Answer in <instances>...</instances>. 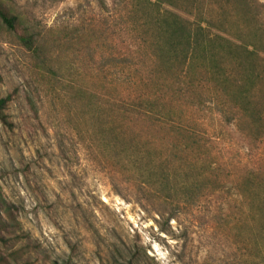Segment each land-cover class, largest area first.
I'll return each instance as SVG.
<instances>
[{
	"label": "rangeland",
	"instance_id": "374dc122",
	"mask_svg": "<svg viewBox=\"0 0 264 264\" xmlns=\"http://www.w3.org/2000/svg\"><path fill=\"white\" fill-rule=\"evenodd\" d=\"M246 1L248 14L237 0H5L41 39L35 53L0 24V95L15 97L0 186L32 264H121L133 250L139 264H264V0ZM169 13L263 46L258 118L232 103L220 115L204 68L165 65L150 22ZM147 161L199 186L155 184Z\"/></svg>",
	"mask_w": 264,
	"mask_h": 264
},
{
	"label": "trees",
	"instance_id": "16d2710c",
	"mask_svg": "<svg viewBox=\"0 0 264 264\" xmlns=\"http://www.w3.org/2000/svg\"><path fill=\"white\" fill-rule=\"evenodd\" d=\"M237 1L242 6V10L248 14L247 1ZM150 23L153 27L157 50L166 66L169 67L173 62H178L180 67L187 70L196 71L198 68H204L209 77L206 84L212 95V102L218 104L216 111L220 115L224 116L225 109L220 103L225 105L232 103L238 112H242V116H248L252 120L259 117V113L253 106L251 91L254 88V81L259 76L258 66L262 65L259 49H263V46H258L254 40L256 44L251 43V45L249 42L232 41L223 35V28L217 24L194 23L176 13H169L165 16L157 14L151 17ZM0 24L9 31L17 33L19 41L28 50L35 53L40 52V36L24 26L21 15L8 6L5 0H0ZM227 59L232 64L231 68L227 65ZM218 95H227L230 100L218 102ZM14 101L13 93L0 95V123L5 127L12 125L8 109ZM159 115L165 117V115ZM233 119H229L228 123L232 124ZM178 125L181 126V123ZM172 127L179 130L176 124ZM111 134L118 143L122 137L121 133L112 129ZM161 165H165L164 168L156 173L154 163L147 161L144 164L149 171L147 177L152 182L153 178L156 180L153 183L161 186H199L197 180L190 181L189 177L180 180L181 173L178 169L168 168L165 162H161ZM19 215L16 205L7 200L0 186V264H32L29 257L33 252L36 254L38 252L37 246L30 242V236L23 230ZM174 217V213H169L166 221ZM26 255L27 258H24ZM71 261V258L63 261L50 260L48 264H72ZM139 263L140 254L133 250L126 261L121 264Z\"/></svg>",
	"mask_w": 264,
	"mask_h": 264
}]
</instances>
